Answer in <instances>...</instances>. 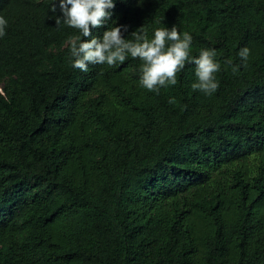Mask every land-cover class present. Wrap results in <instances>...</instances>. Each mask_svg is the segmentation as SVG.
<instances>
[{"label": "trees", "instance_id": "1", "mask_svg": "<svg viewBox=\"0 0 264 264\" xmlns=\"http://www.w3.org/2000/svg\"><path fill=\"white\" fill-rule=\"evenodd\" d=\"M114 5L94 36L175 25L219 87L186 63L157 94L131 56L82 72L59 0H0V264H264V0Z\"/></svg>", "mask_w": 264, "mask_h": 264}, {"label": "clouds", "instance_id": "2", "mask_svg": "<svg viewBox=\"0 0 264 264\" xmlns=\"http://www.w3.org/2000/svg\"><path fill=\"white\" fill-rule=\"evenodd\" d=\"M115 7L114 0H59L60 16L56 17L57 25L61 19L70 28L79 31L81 36L71 41L70 56L72 65L82 72L89 70V65H104L115 67L122 64L131 56L143 61L141 66L140 84L149 91L159 94L161 87L174 86L177 83V74L186 63L195 64L196 82L192 84L193 90H200L206 95L217 91L219 82L216 73L221 65L216 60L215 49H202L198 57L191 55L192 36L184 32L181 34L177 27L156 28L153 38L149 39L143 28L134 31L133 40L126 39L122 28L127 26L114 25L106 28L101 36H94L92 30L101 28L107 20L111 19L110 9ZM50 11L57 12L54 3ZM8 21L0 16V37H3ZM88 38V39H85ZM250 49L244 47L239 56L247 66ZM226 65H232L229 59ZM239 66L232 65L235 74ZM170 103H175L172 98Z\"/></svg>", "mask_w": 264, "mask_h": 264}]
</instances>
